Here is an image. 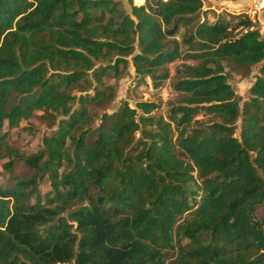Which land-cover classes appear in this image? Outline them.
I'll return each instance as SVG.
<instances>
[{
    "label": "trees",
    "instance_id": "trees-1",
    "mask_svg": "<svg viewBox=\"0 0 264 264\" xmlns=\"http://www.w3.org/2000/svg\"><path fill=\"white\" fill-rule=\"evenodd\" d=\"M128 2L0 0V264H264V39L202 0ZM129 56L174 98L92 127ZM256 64L240 106L225 67ZM89 73L93 95L73 94ZM31 119L49 133L24 154L8 137Z\"/></svg>",
    "mask_w": 264,
    "mask_h": 264
},
{
    "label": "rangeland",
    "instance_id": "rangeland-1",
    "mask_svg": "<svg viewBox=\"0 0 264 264\" xmlns=\"http://www.w3.org/2000/svg\"><path fill=\"white\" fill-rule=\"evenodd\" d=\"M118 1L120 7L125 10L127 13L130 12V5L128 0H116ZM135 5L144 4L145 0L140 2L139 0H132ZM254 0H202L203 7L202 10H210L208 15V20L213 21L217 15H224L228 13H245L249 18L255 22L256 28H258L261 37L264 39V8L256 10L253 7ZM128 64L125 69L117 77L107 76L103 79V83L98 85L100 88H105L106 86H111L113 88V98L106 100L101 106H92L90 108L91 118H92V127L98 125L100 117L103 113H111L114 111L123 101L128 102V104L134 107L137 101H153L157 100L159 96L163 100L174 98V95H171L169 86H165L160 91H156L149 78H145L143 82H138L135 79L134 68L131 63V56L127 57ZM178 63L181 60L177 61ZM106 61H97L96 66L99 64H105ZM188 63H192L189 61ZM174 67V64L171 65ZM260 64H256L250 68V71L246 75H242L241 72L231 70L228 67H225V72H228V83L233 89L235 95L239 98L240 106L242 103L249 99V88L255 80L256 75L258 74V69ZM89 82H83L81 87H86L84 92L79 91L78 89L73 91V94H89L93 95L94 86L96 82L94 81L91 73L88 74ZM80 87V88H81ZM77 104H74L76 107ZM164 109H160L156 113H162ZM237 129L235 135L238 136L240 120L236 123ZM49 133V129L43 122H39L36 119H31L28 122H22L20 127L13 129L8 137V143L10 146L17 148L20 152L24 154H30L35 152L41 145V137ZM7 159L0 160V183L6 182L7 174L3 171L1 164ZM15 172L17 174L23 175L27 173V168L17 164L15 167ZM48 184L45 180L40 183V191L42 193L48 190ZM74 206L72 209L77 208ZM67 213H64L66 216ZM256 215L258 218L264 216V206H260L257 209Z\"/></svg>",
    "mask_w": 264,
    "mask_h": 264
},
{
    "label": "built area",
    "instance_id": "built-area-1",
    "mask_svg": "<svg viewBox=\"0 0 264 264\" xmlns=\"http://www.w3.org/2000/svg\"><path fill=\"white\" fill-rule=\"evenodd\" d=\"M253 7L256 10H260L264 8V0H254Z\"/></svg>",
    "mask_w": 264,
    "mask_h": 264
}]
</instances>
